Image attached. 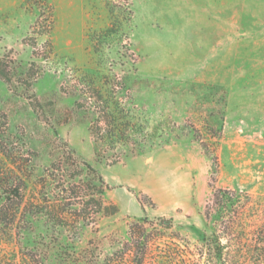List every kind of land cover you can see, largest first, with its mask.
<instances>
[{
	"label": "rangeland",
	"instance_id": "obj_1",
	"mask_svg": "<svg viewBox=\"0 0 264 264\" xmlns=\"http://www.w3.org/2000/svg\"><path fill=\"white\" fill-rule=\"evenodd\" d=\"M0 264H264V0H0Z\"/></svg>",
	"mask_w": 264,
	"mask_h": 264
},
{
	"label": "trees",
	"instance_id": "obj_2",
	"mask_svg": "<svg viewBox=\"0 0 264 264\" xmlns=\"http://www.w3.org/2000/svg\"><path fill=\"white\" fill-rule=\"evenodd\" d=\"M89 81L87 85L84 87L85 94L87 95L88 104L90 105L87 111L92 110L94 118L89 123V131L90 134L94 140L95 144V153H99V149L104 146L106 149V152H108L107 149H109V145H112V149L116 147H125L128 144H131L132 141H135V137H137V134H141L142 131H137L135 128V125L131 123V121H127L125 123H122L118 118H116L111 112H109V103L107 100L103 98L101 94L96 92V90L93 88V85ZM88 113V112H87ZM147 136V135H146ZM140 146H137L136 151H132V155H136L139 153H143L144 149L143 146L144 143L139 142ZM202 147L206 151V155L211 158V161L213 165H215L214 174L218 172V160L216 156L213 153H210L209 150L206 148L203 142H201ZM105 152V151H104ZM112 164H115L119 161V156L114 152L112 154ZM79 188V187H77ZM83 187H80V189ZM63 192H66L65 190H62ZM215 197H217L220 194H225L227 192L222 190H216L215 191ZM96 212L95 213H101L104 210L102 209V203L101 200H98L96 204ZM117 212V208L115 206H112V212H108V214H115ZM107 214V213H106Z\"/></svg>",
	"mask_w": 264,
	"mask_h": 264
}]
</instances>
